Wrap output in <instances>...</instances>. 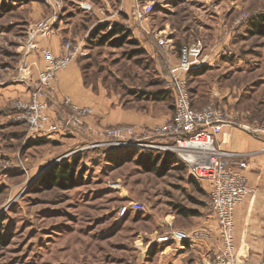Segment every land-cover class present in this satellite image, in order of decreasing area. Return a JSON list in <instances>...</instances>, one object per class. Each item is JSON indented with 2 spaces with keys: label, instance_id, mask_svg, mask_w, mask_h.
Wrapping results in <instances>:
<instances>
[{
  "label": "rangeland",
  "instance_id": "obj_1",
  "mask_svg": "<svg viewBox=\"0 0 264 264\" xmlns=\"http://www.w3.org/2000/svg\"><path fill=\"white\" fill-rule=\"evenodd\" d=\"M49 1L0 0V264H206L199 241L219 240L204 227L212 214L209 184L192 180L181 159L169 160L171 152L160 145L173 139L155 128L175 112L170 69L198 42L205 61L188 78L194 107L216 104L240 124L263 126L264 0H87L95 4L88 10L82 0H63L59 11ZM138 4H153V11L139 17ZM47 17H54L53 30L36 34ZM115 25L123 30L110 36ZM59 32L70 42L67 53L77 52L73 61L85 84L110 98L108 112L145 118L142 125L127 124L136 135L106 134L120 125L90 128L84 119L94 115L91 108L75 129L44 134L30 128L20 106L40 73L28 88L26 60L52 52L40 40ZM54 90H48V114L60 121L73 108L64 96L59 109ZM74 161L75 183L52 184L53 167ZM175 230L204 236L159 240Z\"/></svg>",
  "mask_w": 264,
  "mask_h": 264
},
{
  "label": "built area",
  "instance_id": "obj_2",
  "mask_svg": "<svg viewBox=\"0 0 264 264\" xmlns=\"http://www.w3.org/2000/svg\"><path fill=\"white\" fill-rule=\"evenodd\" d=\"M54 10H60L63 0H50ZM84 9H91L88 3H83ZM153 11V4H138L135 14L146 17ZM56 15V14H55ZM56 17V16H55ZM54 17H47L41 24L43 35L53 30ZM161 45H167L163 38L159 39ZM76 52V51H75ZM75 52L55 57L52 52L47 51L44 57L49 64L39 74V85L32 90L29 102L20 107L25 110V118L30 128L39 133L58 132L63 129H75L82 123V113L90 111V108L79 107L71 98L66 97L65 102L73 108V113L62 120H53L48 114L49 99L48 90L54 88L58 73L65 69L75 58ZM77 53V52H76ZM205 57L202 44L198 42L192 46L185 47L181 51L180 63L170 69L171 85L175 92V112L173 118L155 128V132L171 137L173 142L160 145V149L171 152L178 156L188 166L191 175L199 182H207L210 187V208L218 222V242L214 246L213 258L210 264H243V257L237 250L235 242V211L238 205L254 193L250 187L243 171L249 166L246 154L234 152L223 147L220 136L224 133L226 126H238L254 135H264V125L240 124L235 121L234 116L222 106L211 104L203 108L194 107L188 78L194 69L203 67ZM26 78V77H24ZM53 85V87H52ZM128 125H120L106 130L109 137L126 139L136 135ZM132 206L140 209L139 203ZM127 207H124L125 212ZM209 229H205L207 233ZM193 236H204L199 231L187 232L175 230L167 233L159 240L187 241Z\"/></svg>",
  "mask_w": 264,
  "mask_h": 264
},
{
  "label": "crops",
  "instance_id": "obj_3",
  "mask_svg": "<svg viewBox=\"0 0 264 264\" xmlns=\"http://www.w3.org/2000/svg\"><path fill=\"white\" fill-rule=\"evenodd\" d=\"M81 2L90 4L92 9L95 8V4L91 1L82 0ZM61 30H63V27H61ZM69 43L66 37H63L62 32H59V34L50 38L41 39L39 45L42 48H49L55 56H62L70 48ZM28 56L26 60L27 65L24 69V71H27V74L24 75L26 78L22 77V82L29 88L31 86L30 79L35 73L39 74L45 70L49 62L41 52L39 54L38 52H34ZM54 88V95L56 96L59 109L65 107L60 99L64 96H69L75 104L81 107H89L93 110L94 115L84 119L86 125H89L90 128L96 129L95 126L98 127V125L144 124L145 118L142 115L118 111L114 110V108L112 109V113L108 112L109 101L111 102L110 98H103L91 86L85 84L82 69L78 61H72L65 69L58 73ZM49 113L51 114L53 111L50 110ZM238 113L240 115L245 114V111L243 110L242 113L238 111ZM247 114L249 116L250 112L248 111ZM51 115L53 116V114ZM173 116L169 117L166 121L173 118ZM246 119L250 121V118L247 117ZM147 122L151 125L155 124V120ZM220 140L223 142L225 149L246 154L249 166L243 171V174L246 176L250 187L254 190V193L238 205L234 217L237 248L240 253L243 249L247 248L248 250V257H244L242 263L264 264V135H254L240 127L226 126L224 133L220 136ZM204 227H206L205 229H209V231H213V233L217 231L218 222L213 214L210 215L209 220H206V226ZM199 242L204 246L203 249L205 250L203 253L206 251L203 255V262L206 263L207 259L206 264H210L211 258L209 259L206 253L211 251L215 243L207 242L203 239ZM185 244H183V247H185Z\"/></svg>",
  "mask_w": 264,
  "mask_h": 264
},
{
  "label": "trees",
  "instance_id": "obj_4",
  "mask_svg": "<svg viewBox=\"0 0 264 264\" xmlns=\"http://www.w3.org/2000/svg\"><path fill=\"white\" fill-rule=\"evenodd\" d=\"M123 30L122 26L119 25H115L113 31L110 33L111 35H115V33H118L120 31ZM110 36H105L106 38H109ZM198 69H194L190 72V74L196 73ZM169 160L171 159L173 161L174 164H176V162H179L178 160L180 159L178 156L172 154V153H168ZM151 160H154L153 157H151ZM76 161H74L73 163L69 164V163H65L62 165H56L53 167L52 171L49 174V178L52 179L51 183L54 184L55 186H65V185H73V183H75V169L74 166L76 165L75 163ZM192 180H195L194 177L192 178ZM182 214H186V215H190L193 214L192 211H188V210H182L181 211Z\"/></svg>",
  "mask_w": 264,
  "mask_h": 264
}]
</instances>
